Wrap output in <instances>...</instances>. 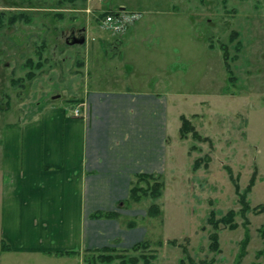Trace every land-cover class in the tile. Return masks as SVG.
I'll list each match as a JSON object with an SVG mask.
<instances>
[{
    "label": "rangeland",
    "instance_id": "obj_1",
    "mask_svg": "<svg viewBox=\"0 0 264 264\" xmlns=\"http://www.w3.org/2000/svg\"><path fill=\"white\" fill-rule=\"evenodd\" d=\"M120 7L142 14L134 22L143 23L139 29L125 34L102 22ZM72 27L86 32V42L66 43ZM128 37L140 75L159 65L161 74L155 67L153 74L171 73L173 86L188 94L176 101L164 171L142 179L138 173L131 188L141 189L140 199L129 193L116 210L129 240L116 238L114 251L67 258L1 250L10 243L2 220L9 178L1 171L0 264H146L145 257L149 264H264V0H0V137L6 123L51 106L70 109L88 86L114 84L125 73L120 56ZM182 115L201 138L181 137ZM228 169L242 192L257 173L245 215ZM155 181L164 184L158 198L144 191ZM154 204L158 215L150 213ZM232 209L237 226L220 225L215 250L210 213L220 218Z\"/></svg>",
    "mask_w": 264,
    "mask_h": 264
},
{
    "label": "crops",
    "instance_id": "obj_2",
    "mask_svg": "<svg viewBox=\"0 0 264 264\" xmlns=\"http://www.w3.org/2000/svg\"><path fill=\"white\" fill-rule=\"evenodd\" d=\"M134 22L125 34L143 24ZM130 37L120 56L125 73L115 85L88 86L70 109L51 106L39 117L6 123L0 137V173L9 178L2 220L13 250L54 257L109 246L121 236L129 240L119 217L92 214L120 212L138 173L164 171L176 101L188 96L173 86L171 73L156 75L159 65L155 75L153 67L139 74Z\"/></svg>",
    "mask_w": 264,
    "mask_h": 264
},
{
    "label": "trees",
    "instance_id": "obj_3",
    "mask_svg": "<svg viewBox=\"0 0 264 264\" xmlns=\"http://www.w3.org/2000/svg\"><path fill=\"white\" fill-rule=\"evenodd\" d=\"M69 1H75V0H69ZM224 58H225V64H226V67H227L229 73H232V69H231V67H230V65H229V63L227 61V59H228L227 50L224 51ZM230 78H231V80H233L232 74L230 75ZM181 118H182V125H181V127L179 129L181 137L186 138L190 134H192L196 138H201L202 137L201 134L198 132L196 127L192 124L191 120L187 116L182 115ZM228 171H229V174H230L232 180L235 183L236 190L238 191V193H240V197H241L240 201L242 203V211L241 212H243V214L245 215L246 212H248L251 209L249 200H247V193H249L252 190L253 186L255 185L256 180H257V173L254 172L252 174L248 186L246 187L245 191L242 192L241 189H240V185H239L237 179L233 177L232 170L228 169ZM145 176L155 178L154 174H152V175L149 174V173H140V174H138V177L140 179H142ZM151 185L149 186L150 189L147 187L148 190L146 188V190L144 189V191H151L149 194H151L155 198L160 197L162 195V189L164 188L163 182L162 181L161 182L160 181H155ZM152 187H153V189H151ZM139 190H141V189H138L134 185L132 186V188L130 190L132 199H134V200H139L140 199L141 196H140ZM158 207L159 206L157 204H154L153 206H151L150 207V213L152 215H158L161 212V210ZM210 214L211 215H210V219L209 220L213 224L212 226L214 227V230H215L211 234V240H212L211 245H212L213 249L218 250L219 249V229L221 227L220 225L224 224L226 226L228 225L231 228H235L237 226V223L234 222V217L236 215V211L233 210V209L229 210L228 213H226L225 215H223L220 218H215V215H216V211L215 210H212ZM118 216H119V212L116 211V210H112V211L97 210V211H95L92 214V217H95V218H99V217H118ZM263 234H264V231H263ZM142 242H144V241L137 242L133 247L135 248V247H137V245L140 246V245L144 244ZM246 242H247V240H245L244 243H246ZM10 249H11V246L7 242H4L3 245L1 246V250H3V251L10 250ZM100 249L111 250V251L116 250L115 247H111V246H104V247H102ZM260 253L264 255V249H262ZM57 254L58 255H63V254L75 255V254H78V253L75 252V251H67V252L61 251V252H57ZM138 260H139L138 258H131L130 262L132 264H138ZM150 262H151L150 258L145 257V263L149 264Z\"/></svg>",
    "mask_w": 264,
    "mask_h": 264
},
{
    "label": "built area",
    "instance_id": "obj_4",
    "mask_svg": "<svg viewBox=\"0 0 264 264\" xmlns=\"http://www.w3.org/2000/svg\"><path fill=\"white\" fill-rule=\"evenodd\" d=\"M138 16L137 13H129L127 11H120L119 13H109L107 14L103 22L104 24L112 27L115 32H120L125 29L128 22L132 21ZM80 110H76V114H79Z\"/></svg>",
    "mask_w": 264,
    "mask_h": 264
},
{
    "label": "water",
    "instance_id": "obj_5",
    "mask_svg": "<svg viewBox=\"0 0 264 264\" xmlns=\"http://www.w3.org/2000/svg\"><path fill=\"white\" fill-rule=\"evenodd\" d=\"M67 44L84 43L87 39L86 33L83 31L80 34L76 33V28L72 27L70 33L65 37Z\"/></svg>",
    "mask_w": 264,
    "mask_h": 264
},
{
    "label": "flooded vegetation",
    "instance_id": "obj_6",
    "mask_svg": "<svg viewBox=\"0 0 264 264\" xmlns=\"http://www.w3.org/2000/svg\"><path fill=\"white\" fill-rule=\"evenodd\" d=\"M78 34H80L81 32H77Z\"/></svg>",
    "mask_w": 264,
    "mask_h": 264
}]
</instances>
